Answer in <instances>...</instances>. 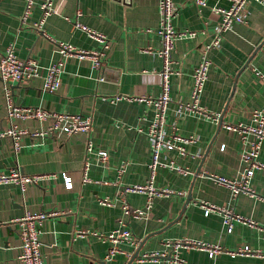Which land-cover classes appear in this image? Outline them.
Segmentation results:
<instances>
[{"label":"crops","instance_id":"0c3cea01","mask_svg":"<svg viewBox=\"0 0 264 264\" xmlns=\"http://www.w3.org/2000/svg\"><path fill=\"white\" fill-rule=\"evenodd\" d=\"M159 1L54 0L58 12L49 15L39 30L34 24L41 19L43 0H35L25 23L22 18L26 0H0V51L13 45L20 59H34L40 66L39 77L12 83L15 102L92 114L89 138L95 149L88 155V135L82 132H57L44 137L28 134L19 151H15L12 138H0V173L19 166L29 175H49L28 184L24 191L16 183H0V264H23L19 259V227L13 220L27 211L65 212L46 218L39 226L45 264H180L169 256L157 261L139 258L144 253L166 251L165 241L187 238L231 250L249 245L264 253V169H257L250 179L255 193L240 192L236 197L232 189L216 179L238 178L246 167L241 159L246 146L240 135L224 124L249 123L252 110L264 106V3L257 0L247 6V21L234 23L224 32L221 45L210 53L211 66L201 105L218 113L217 121L194 112L180 116L176 108L191 100L200 48L212 40L221 20L216 8L229 7L232 0H207L206 5L176 0L179 10L175 27L196 34L181 36L175 42L167 122L176 124L183 136L199 138L185 144V154L176 149L161 152L164 162L174 161L188 169L179 172L169 166L157 167L155 185L170 187L176 193L155 196L152 208L144 216L126 213L124 209L126 203L131 208L146 207L147 193L125 194L119 190L126 185L144 184L150 178L152 149L146 132L155 111L147 101L116 97H158L162 93ZM77 18L109 40L103 67L96 68L90 60L77 56H66L59 89L45 90L43 76L50 65L61 59L56 41L90 50L103 47L87 31L73 27ZM3 87L0 78V131L11 124ZM14 122L30 130L46 129L52 123L36 119ZM98 149L108 151L106 162L98 160ZM87 159L91 181L83 182ZM259 159L264 163V142ZM121 166L125 167L123 171ZM64 174L72 178L71 188L66 187ZM104 198H109L112 205L102 204ZM203 201L231 209L256 225L234 219L229 231L224 213L206 214ZM121 227L130 229L139 243L121 241L120 251L109 259L112 243L104 235ZM179 256L184 264H264V256H234L226 251L210 256L207 250L188 247H181Z\"/></svg>","mask_w":264,"mask_h":264},{"label":"built area","instance_id":"2783aa9c","mask_svg":"<svg viewBox=\"0 0 264 264\" xmlns=\"http://www.w3.org/2000/svg\"><path fill=\"white\" fill-rule=\"evenodd\" d=\"M199 5H206L207 0H194ZM251 0H232L229 7H217L216 11L221 14V20L216 28V33L211 41L205 43L200 48L201 58L198 65L193 72V88L191 92V100L187 103H180L176 108V113L180 116L187 115L188 113H198L202 117L219 120L218 113L210 112L201 105V97L205 88L206 81L211 66L210 53L213 49L221 45L223 34L230 29L234 23L246 22V10ZM263 2L264 0H257ZM35 0H26V7L23 15V22L25 23L32 11ZM42 16L41 19L34 24L36 29H41L46 18L57 13L54 5V0H43L41 3ZM159 9L161 14V27L159 33L162 39V47L158 53L163 57V69L160 73L162 79V93L158 97L153 96H136V97H123L117 96L116 99H135L138 98L142 101H147L154 106L155 117L150 124L147 135L150 140L152 149V161L150 163L151 175L149 180L144 184L126 185L119 190L121 193L129 192H145L148 195L145 209L131 208L129 204L124 205L126 213H131L135 216L147 215L153 206V199L158 195H168L176 193L170 187H157L155 185V173L158 166H169L179 172H188V169L180 165H176L174 161L161 160V152L165 149H176L182 154L186 153V143L195 142L198 140L197 135L183 136L179 133L176 124L169 125L167 122L168 105L171 102L170 96V77L175 73L173 58V51L175 48L176 40L181 36H193L195 31H181L174 25V18L176 17L179 6L176 0H160ZM81 11L78 12L80 16ZM74 28H80L87 31L89 35L102 42V49L90 50L77 47L71 43L56 41L57 47L61 54V59L50 65L44 77L43 87L45 90L55 92L61 85V73L64 65V58L67 56H77L81 59L90 60L92 65L96 68L103 67V60L105 52L110 46V42L106 35L97 32L84 23L80 19L73 21ZM40 76V66L34 59L22 60L18 57L14 50V46L10 45L4 52L0 51V78L3 81L4 99L7 111V116L11 121L8 128L0 131V138L10 137L13 141L15 151L21 148V141L25 135H32L37 137H44L53 135L57 132L65 134L85 133L88 135L86 140V149L88 155L95 153L94 144L89 138L92 130L93 116L92 114L71 113L51 110L43 106H22L15 102L13 97V82H21L27 79H33ZM264 78V77H263ZM104 79V76L101 77ZM16 119H36L39 121L51 120L52 123L46 129L30 130L27 127H20L14 122ZM13 121V122H12ZM225 128L237 132L244 145L245 149L241 153V159L246 167L241 176L235 179H229L223 176H217L218 182L232 189V194L236 197L240 192L255 193L250 187V179L257 169H264V163L259 159V153L262 143L264 142V106L255 108L251 113V121L249 123H225ZM252 136L251 140H248ZM223 147V146H222ZM98 160L104 163L109 158L108 151L98 149L96 151ZM121 166L120 170H124ZM90 162L87 159L83 168V182L91 181L89 176ZM55 176V175H53ZM64 176L65 185L68 188L73 186L72 178L66 174ZM56 177V176H55ZM44 178H49V175H29L22 171L19 166L12 167L8 172L0 173V183H16L24 191L26 186L30 183H38ZM179 194L182 192H178ZM104 205H112L109 198L101 199ZM202 207L206 214L214 211L224 213V223L228 226V230H232L233 220L248 221L251 225H256L255 221L246 219L242 215L234 213L231 209L219 206L206 201L202 202ZM64 211L51 210L48 212H30L27 211L25 215L17 217L13 221L18 224V232L22 241L19 259L23 264H45L42 257L41 250V230L39 226L48 217L58 216L64 214ZM97 234V233H96ZM106 239L111 241L108 258H112L120 251L119 243L121 241H128L132 244L138 245L139 239L127 227H121L104 235ZM168 249L164 252L144 253L140 256L141 261H157L159 257L169 256L172 260L184 264L179 256V249L181 247L196 248L207 250L210 256L217 255L221 252H228L231 255H259L264 256L259 250L252 249L249 245L238 247L231 250L226 249L219 244H210L203 241H196L193 239H176L165 241Z\"/></svg>","mask_w":264,"mask_h":264}]
</instances>
